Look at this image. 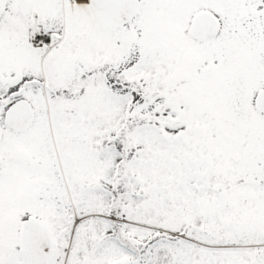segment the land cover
<instances>
[{"label":"snow or ice","instance_id":"1","mask_svg":"<svg viewBox=\"0 0 264 264\" xmlns=\"http://www.w3.org/2000/svg\"><path fill=\"white\" fill-rule=\"evenodd\" d=\"M0 264H264V0H0Z\"/></svg>","mask_w":264,"mask_h":264}]
</instances>
